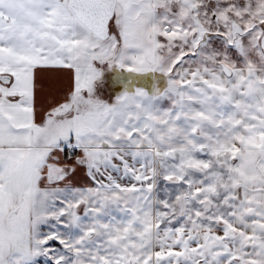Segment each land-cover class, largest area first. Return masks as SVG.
<instances>
[{
    "label": "snow or ice",
    "instance_id": "snow-or-ice-1",
    "mask_svg": "<svg viewBox=\"0 0 264 264\" xmlns=\"http://www.w3.org/2000/svg\"><path fill=\"white\" fill-rule=\"evenodd\" d=\"M0 264H264V0H0Z\"/></svg>",
    "mask_w": 264,
    "mask_h": 264
}]
</instances>
